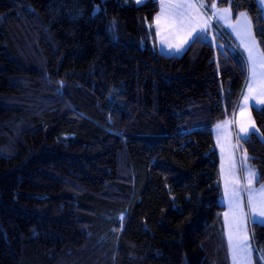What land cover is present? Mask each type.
Returning <instances> with one entry per match:
<instances>
[{
  "label": "trees",
  "instance_id": "obj_1",
  "mask_svg": "<svg viewBox=\"0 0 264 264\" xmlns=\"http://www.w3.org/2000/svg\"><path fill=\"white\" fill-rule=\"evenodd\" d=\"M161 1L0 0V264H231L214 128L247 63L203 35L161 52ZM205 1L247 12L264 53L258 0Z\"/></svg>",
  "mask_w": 264,
  "mask_h": 264
},
{
  "label": "rangeland",
  "instance_id": "obj_2",
  "mask_svg": "<svg viewBox=\"0 0 264 264\" xmlns=\"http://www.w3.org/2000/svg\"><path fill=\"white\" fill-rule=\"evenodd\" d=\"M258 1L264 11V0ZM188 4L195 7L190 9L174 7ZM196 6V0H163L157 15L160 19L155 22L156 42L161 52L181 56L197 35H204L219 49H238L246 60L248 79L238 109L232 118L219 123L214 128V132L220 156L223 186L221 202L226 206L224 222L231 264H249L248 258L250 264H256L255 257L258 251L252 225L259 220L256 207H260L264 202V181L259 183L260 172L252 164L244 141L251 133L259 132L252 109L264 106V53L256 38L252 19L247 12L241 13L244 15L240 14L239 19L235 21L230 8H221L216 18L223 26V30L213 29L209 35L201 31L202 28L187 25L186 21L185 26L182 27L179 14L183 12L186 15L187 11L199 14ZM208 21V18L203 19L204 23ZM228 33L232 40L227 36ZM177 48L180 50L177 51ZM249 85L252 86L251 92L248 91ZM244 96L248 97L247 101L244 100ZM249 169L255 173L251 181L248 178ZM249 201L255 206L254 210L250 208Z\"/></svg>",
  "mask_w": 264,
  "mask_h": 264
},
{
  "label": "crops",
  "instance_id": "obj_3",
  "mask_svg": "<svg viewBox=\"0 0 264 264\" xmlns=\"http://www.w3.org/2000/svg\"><path fill=\"white\" fill-rule=\"evenodd\" d=\"M138 2H144L145 0H137ZM163 1V0H162ZM161 1V2H162ZM196 8H197V11L199 14H193V13H190V12H186V17H188V19H186V24L189 25L191 24L192 26H195V27H199V28H202L204 29V31L209 35L213 29H222V25L220 24V22L217 20V16L219 15L218 11L221 9V7H219L216 3H214L212 6H209L205 0H196ZM200 5H203V7H200ZM160 12V11H159ZM243 13V12H242ZM159 14V13H158ZM157 14V15H158ZM241 14V13H240ZM240 14L237 18V20L239 19L240 17ZM217 15V16H216ZM157 17V16H156ZM204 18H208V22L204 23L203 22V19ZM236 21V20H235ZM155 22H156V19H155ZM202 26V27H200ZM223 30V29H222ZM157 32V31H156ZM199 36V35H197ZM196 36V37H197ZM204 36V35H203ZM228 36L230 37V39L232 40V37L231 35L228 33ZM195 39V38H194ZM193 39V40H194ZM192 40V41H193ZM191 41V42H192ZM190 42V43H191ZM189 43V44H190ZM254 108H257V107H254ZM215 133V132H214ZM262 204V203H261ZM262 207L263 205H261L260 207H256V214H257V217L259 220H263L264 217L260 216L259 215V212L262 210ZM252 216V214H251ZM242 219V218H240ZM243 220V219H242ZM225 223V222H224ZM226 228V227H225Z\"/></svg>",
  "mask_w": 264,
  "mask_h": 264
},
{
  "label": "snow or ice",
  "instance_id": "obj_4",
  "mask_svg": "<svg viewBox=\"0 0 264 264\" xmlns=\"http://www.w3.org/2000/svg\"><path fill=\"white\" fill-rule=\"evenodd\" d=\"M225 2H227V0H225ZM174 7H176V8L186 7V8H189L190 9V8L195 7V5H192V4H188L186 6H184V5H175ZM200 7H203V5H200ZM161 14L163 15V12ZM241 15H244V14H241ZM155 19L157 21H159L160 17L157 16ZM179 19H180L181 26L182 27L185 26V21H186V19H188V17H186L185 13L181 12L179 14ZM201 31H204V29H201ZM197 39H199V37H197ZM179 50L180 49L177 48V51H179ZM249 51H250V54H251V50H249ZM255 75H256V73L253 70V76H255ZM248 91L249 92L252 91V86L251 85L248 86ZM247 99H248V97L247 96H244V100L247 101ZM258 102L259 101H257V103ZM253 106H255V105H253ZM241 112H243V109H241ZM226 123H228V122H226ZM248 173H249V176H248L249 181H251V178L255 175V173L251 169L248 170ZM249 205H250V208H252L254 210L255 206L252 204L251 201H249ZM262 205H264V202H262ZM259 215L262 216V217H264V207H262V210L259 212ZM256 223L264 224V220H256ZM229 239H231V237H229ZM248 259H249V264H250V258H248Z\"/></svg>",
  "mask_w": 264,
  "mask_h": 264
}]
</instances>
